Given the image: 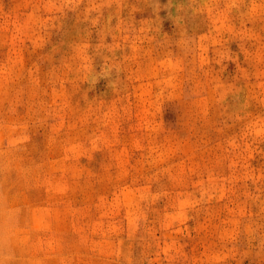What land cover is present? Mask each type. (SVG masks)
I'll list each match as a JSON object with an SVG mask.
<instances>
[{
  "label": "rangeland",
  "instance_id": "rangeland-1",
  "mask_svg": "<svg viewBox=\"0 0 264 264\" xmlns=\"http://www.w3.org/2000/svg\"><path fill=\"white\" fill-rule=\"evenodd\" d=\"M0 264H264V0H0Z\"/></svg>",
  "mask_w": 264,
  "mask_h": 264
}]
</instances>
